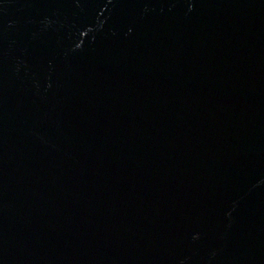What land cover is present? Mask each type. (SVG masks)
Listing matches in <instances>:
<instances>
[{
    "label": "water",
    "instance_id": "obj_1",
    "mask_svg": "<svg viewBox=\"0 0 264 264\" xmlns=\"http://www.w3.org/2000/svg\"><path fill=\"white\" fill-rule=\"evenodd\" d=\"M0 264H264V0H0Z\"/></svg>",
    "mask_w": 264,
    "mask_h": 264
}]
</instances>
